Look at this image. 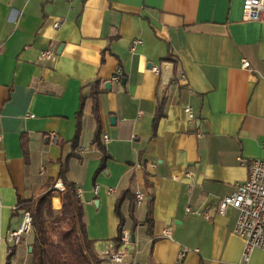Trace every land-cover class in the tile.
<instances>
[{
  "label": "crops",
  "instance_id": "1",
  "mask_svg": "<svg viewBox=\"0 0 264 264\" xmlns=\"http://www.w3.org/2000/svg\"><path fill=\"white\" fill-rule=\"evenodd\" d=\"M243 4L0 0V264H32L34 230L18 243L9 235L21 224L19 201L41 196L52 179L64 185V163L100 264H240L238 210L221 214L216 206L247 178L252 160L264 158V22L243 19ZM44 49L54 54L39 63ZM168 56L175 79L161 102L160 65ZM118 68L124 83L113 79ZM95 81L108 154L102 168ZM128 188L120 210L131 242L114 261L104 254L120 249L116 200ZM53 189L60 212L65 186ZM137 190L146 195L140 204ZM251 264H264V250H254Z\"/></svg>",
  "mask_w": 264,
  "mask_h": 264
},
{
  "label": "trees",
  "instance_id": "2",
  "mask_svg": "<svg viewBox=\"0 0 264 264\" xmlns=\"http://www.w3.org/2000/svg\"><path fill=\"white\" fill-rule=\"evenodd\" d=\"M165 60L175 63V60L170 56ZM100 92L99 82L95 81L91 89L93 98L92 112L98 123L94 141L97 142L102 153L99 167L102 168L105 165L108 154L100 139L101 118L98 104V94ZM80 114L81 109L78 112V126L74 143L77 142L80 132ZM162 114L163 105L160 104L155 116V124ZM66 173L67 165L64 163L59 176L65 186V190L62 193L60 212H56L52 207L55 179L48 182L47 186L49 188L41 196L19 201L20 207L30 209L32 213L34 230L31 250L32 264H100L102 261L94 249L93 240L88 237L86 232L83 202L77 192L76 184L67 177ZM127 195H132V191L129 188L116 200V212L120 217L117 236L118 245L121 242L120 235L124 226V216L121 213L120 205ZM152 222V200H150V208L146 217L149 230H151Z\"/></svg>",
  "mask_w": 264,
  "mask_h": 264
},
{
  "label": "built area",
  "instance_id": "3",
  "mask_svg": "<svg viewBox=\"0 0 264 264\" xmlns=\"http://www.w3.org/2000/svg\"><path fill=\"white\" fill-rule=\"evenodd\" d=\"M243 19L256 20L264 22V0H244ZM60 25L59 21L54 23L55 27ZM141 43L140 39L133 40L132 49ZM54 54L51 49L41 50L37 56V61L43 63L50 59ZM242 66L248 68L250 62L247 59L242 60ZM155 71H159L154 67ZM181 79L185 78L184 74L180 75ZM113 79L120 81L122 79V71L118 68ZM186 111L192 116L190 106L185 107ZM104 139H108V135H103ZM51 139L56 140L57 134L51 132ZM186 174H192L190 169L186 170ZM56 188L64 189V185L60 181L55 183ZM136 203L140 204L146 198L144 191L137 190L135 192ZM229 208L238 210V217L234 227V232L241 236L244 240V248L241 256L240 264H251V256L256 249L264 250V158H255L252 160L247 178L241 182L237 188L230 194L221 197L218 200L216 210L221 214H225ZM187 211L209 217L208 210L195 209L188 206ZM33 232V218L31 210L23 209L21 224L18 228L10 231V237L13 242L18 243L23 234ZM170 230H164L165 235L170 236ZM120 249L113 252H105V256L114 261H121L124 252L121 250L123 246L131 242L130 231L123 228L120 235ZM184 252H181L183 255Z\"/></svg>",
  "mask_w": 264,
  "mask_h": 264
},
{
  "label": "water",
  "instance_id": "4",
  "mask_svg": "<svg viewBox=\"0 0 264 264\" xmlns=\"http://www.w3.org/2000/svg\"><path fill=\"white\" fill-rule=\"evenodd\" d=\"M160 71H161V80L158 88V96L159 100L162 102L164 99V94L166 92V89L170 85L171 82L175 79V73H174V63L169 61H163L160 65ZM122 82H125V78L122 79ZM107 86H110V82H106ZM32 250V247H31Z\"/></svg>",
  "mask_w": 264,
  "mask_h": 264
},
{
  "label": "rangeland",
  "instance_id": "5",
  "mask_svg": "<svg viewBox=\"0 0 264 264\" xmlns=\"http://www.w3.org/2000/svg\"><path fill=\"white\" fill-rule=\"evenodd\" d=\"M54 186H55V184H54Z\"/></svg>",
  "mask_w": 264,
  "mask_h": 264
}]
</instances>
